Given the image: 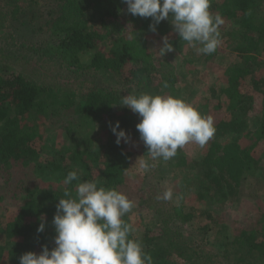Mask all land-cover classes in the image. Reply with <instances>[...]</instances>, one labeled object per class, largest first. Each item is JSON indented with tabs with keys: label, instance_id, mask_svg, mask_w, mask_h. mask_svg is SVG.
I'll return each mask as SVG.
<instances>
[{
	"label": "trees",
	"instance_id": "16d2710c",
	"mask_svg": "<svg viewBox=\"0 0 264 264\" xmlns=\"http://www.w3.org/2000/svg\"><path fill=\"white\" fill-rule=\"evenodd\" d=\"M0 1L8 22L24 18L31 21L40 14L38 18L44 22H35L34 27L38 35L44 38L36 43L37 47L32 44V50H41L48 55L46 57L72 73L85 70L101 74L105 79L118 76L125 95L135 93L138 88L149 89L156 77L161 78L158 87L163 91H170L175 84L174 74L163 72L171 66L157 63L145 49L141 35L153 33L149 29L151 18H123L120 15L122 7L126 5L123 0ZM210 11L222 16L224 24L220 31L226 29L229 22L235 25L233 30L221 34V40L227 38L226 42L233 45L232 49L241 63L226 70L227 88L222 93L227 98L228 111H236L246 117L249 100L240 93V80L251 77L253 89L264 95V78H254L256 71L264 66L260 60L264 54V0H211ZM29 24L25 23V28ZM169 24V20L162 21L155 33L165 34ZM110 37L112 40L105 49L98 50V45ZM21 44L24 47V43ZM16 46L14 43L5 45L0 49V57L16 55L19 52ZM88 54L87 62L83 65L82 59ZM102 87L95 84L91 90L81 94L38 85L0 63V199L19 202L16 216L5 230L8 238L20 239L7 252V264H19V258L29 251L39 254L44 245L53 248L51 244L55 235L48 226L53 225L56 205L63 198L65 190L75 195L77 182L73 181L70 185L63 183L68 172L77 171L80 182L94 181L95 172L103 165L101 174L104 187L123 188L130 154L115 145L98 149L89 146L91 142L88 138L96 119L110 118L112 108L120 102L118 90ZM32 117L50 120L55 125L62 118H69L67 127H64L63 151L53 161L37 168L39 176H53L57 183L55 188H39L35 183L27 185L16 180L17 176L12 170L13 166H28L38 156L42 134L40 127L31 123ZM258 120L257 142L264 139V108ZM117 121L123 130L128 126L127 118ZM215 127L216 135L208 142L200 165L205 168V178L218 192L227 190L230 196L237 195L246 175L260 167L259 160L252 155V146L244 148L238 140L225 144L218 142L219 137L225 134H241L246 127L243 119H221ZM42 222L45 224L44 231L38 233L37 228ZM257 228L244 230L234 237L233 253L231 250L228 252L233 255L234 263L264 264V211L261 212ZM164 239V246L159 245L158 241L164 242ZM140 240L151 254L154 264H165L166 257L171 253L191 262L185 251L176 245L174 238H164L159 234ZM236 248L245 254L236 256Z\"/></svg>",
	"mask_w": 264,
	"mask_h": 264
},
{
	"label": "rangeland",
	"instance_id": "374dc122",
	"mask_svg": "<svg viewBox=\"0 0 264 264\" xmlns=\"http://www.w3.org/2000/svg\"><path fill=\"white\" fill-rule=\"evenodd\" d=\"M42 10V9H41ZM0 1V49L9 44H16L19 52L8 58L0 57V63L8 66L11 71L21 74L27 80L38 84L73 90L84 94L95 85H103L111 91L118 90L120 102L110 112L111 117L96 119L89 135L90 147L97 149L101 146L115 145L123 152L130 154L128 171L125 174L123 188H119L135 203V208L124 219L133 225L136 231L133 238L142 239L145 236L174 238L176 245L183 249L194 264H237L234 263L233 239L240 232L254 230L264 211V139L258 140L259 120L264 108V95L255 91L251 77L240 80L239 90L248 102V113L242 116L239 112L228 111V101L222 91L227 88L226 70L233 65L241 63L238 54L233 51V45L222 39L217 51L211 55L197 54L187 42L179 39L173 31L171 23L165 34L145 33L141 35L145 42V49L157 63H167L171 67L163 72H172L175 84L170 91H163L158 87L161 78L156 77L149 89L138 88L135 94L147 92L150 94H168L185 99L194 105L205 116H212L215 124L221 120L233 118L246 123L245 130L239 135L229 133L219 137L218 142L225 144L238 140L244 148L252 146V155L259 160L260 167L250 171L244 178L237 195L230 196L227 190L218 192L205 178V168L200 165L204 158L208 143L201 147L192 142L178 149L177 155L170 160L162 158L152 159L147 153L148 149L140 140L136 129L140 122L138 114L127 107L121 106L125 91L118 76L103 78L101 74L88 71L72 73L62 67L55 60L49 59L43 52L32 50L31 45L38 46L43 41V35H38L35 22H44L40 16L19 21H9L4 14ZM120 15L129 18L127 5L122 7ZM25 20V21H24ZM24 22V23H23ZM25 23H30L25 28ZM233 22L226 24V29L220 31L224 34L231 31ZM167 36L173 45V51L161 56L158 52L163 46L162 38ZM112 37L98 45V50L105 49ZM24 43V47H21ZM29 54V55H28ZM91 54V53H90ZM83 57L82 64L87 62ZM264 63V54L260 57ZM165 69V68H164ZM264 78V66L255 73V79ZM102 87V88H103ZM264 90V89H263ZM214 92V94H213ZM134 93V92H132ZM131 93V94H132ZM214 96V97H213ZM247 107V106H246ZM121 118H127L128 126L125 131L130 136V142L116 144V136L111 131L110 124ZM32 124L40 127L42 141L39 145L38 156L33 163L26 167L13 166L12 170L17 176L16 180L27 185L37 184L39 188L57 186L53 176H39L37 168L53 161L55 156L63 151L65 142V128L69 118H62L59 124L44 121L39 117L30 119ZM216 135V134H215ZM247 135V137H245ZM244 136V138H242ZM242 138V139H241ZM241 140V141H240ZM143 156V157H141ZM146 159L152 167L145 172L139 166V161ZM103 165L95 172V180L99 187H104L102 176ZM54 179V180H53ZM171 189V200L157 199V196ZM19 202L10 199H0V264H7V252L16 246L20 239H10L5 230L16 216ZM187 216V217H186ZM183 220H187L183 222ZM55 233L54 225L48 226ZM258 229V228H257ZM256 229V230H257ZM163 240V239H162ZM158 241L159 245L164 242ZM55 247L54 240L51 244ZM235 250L236 256L245 254L244 251ZM228 255H230L228 257ZM165 264H188L176 253L168 254ZM189 258V259H190Z\"/></svg>",
	"mask_w": 264,
	"mask_h": 264
},
{
	"label": "clouds",
	"instance_id": "9594fccd",
	"mask_svg": "<svg viewBox=\"0 0 264 264\" xmlns=\"http://www.w3.org/2000/svg\"><path fill=\"white\" fill-rule=\"evenodd\" d=\"M132 16L151 18L149 29L155 33L157 26L169 20L179 39L187 42L197 54L211 55L221 45V15L210 11L211 0H123ZM159 54L172 52L173 45L167 36L162 38ZM167 87V83L164 84ZM121 106L138 114L136 129L140 140L152 159L167 161L177 155L178 149L189 143L205 146L217 129L212 116L203 115L185 99L168 94H127ZM116 144L130 142V136L120 128V122L111 125ZM143 157V156H141ZM139 166L147 172L152 165L146 159ZM76 181L75 195L64 191L56 205L53 217L55 247L42 246L39 254L26 252L19 264H154L143 241L132 238L136 231L124 217L135 208V203L116 188L99 187L96 181L80 182L73 170L63 183ZM173 191H165L157 199L171 200ZM42 222L37 232H43Z\"/></svg>",
	"mask_w": 264,
	"mask_h": 264
}]
</instances>
